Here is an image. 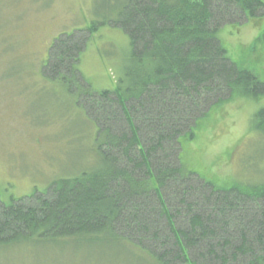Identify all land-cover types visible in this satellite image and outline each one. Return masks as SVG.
<instances>
[{
  "label": "trees",
  "instance_id": "trees-1",
  "mask_svg": "<svg viewBox=\"0 0 264 264\" xmlns=\"http://www.w3.org/2000/svg\"><path fill=\"white\" fill-rule=\"evenodd\" d=\"M263 2L122 0L115 24L148 69L137 90L88 87L83 97L103 138V167L60 178L44 194L0 202V244L107 233L125 236L159 264H264V181L218 187L181 162V139L194 137L213 106L234 94L264 96V80L233 62L217 35L261 15ZM87 40L60 35L44 72L83 81ZM253 119L264 132V106Z\"/></svg>",
  "mask_w": 264,
  "mask_h": 264
},
{
  "label": "rangeland",
  "instance_id": "rangeland-1",
  "mask_svg": "<svg viewBox=\"0 0 264 264\" xmlns=\"http://www.w3.org/2000/svg\"><path fill=\"white\" fill-rule=\"evenodd\" d=\"M121 1L0 0V202L103 167V138L83 97L88 87L137 90L148 69L132 58L128 35L115 24ZM73 32L88 36L78 65L84 82L44 72L55 39ZM217 35L233 62L264 80V9ZM263 106L264 96L236 94L213 106L194 137L181 139V162L218 187L264 181V132L253 119ZM145 254L107 233L0 244V264H159Z\"/></svg>",
  "mask_w": 264,
  "mask_h": 264
},
{
  "label": "flooded vegetation",
  "instance_id": "flooded-vegetation-1",
  "mask_svg": "<svg viewBox=\"0 0 264 264\" xmlns=\"http://www.w3.org/2000/svg\"><path fill=\"white\" fill-rule=\"evenodd\" d=\"M47 189H48V188H47ZM47 189H45L44 191H41V192H33L32 194H30V195H25V196L28 197V196H31V195H34V194H44V193L47 191ZM1 203L6 204V203H4V202H1ZM10 203H11V202H10ZM10 203H7V204H10ZM164 220L167 221V222H168V220L171 221V222H173V223L175 222V219H173V218H170V219L164 218ZM123 237H125V236H123ZM175 261L177 262V264H181V263H182V262L180 263V261H179L178 259H175Z\"/></svg>",
  "mask_w": 264,
  "mask_h": 264
}]
</instances>
